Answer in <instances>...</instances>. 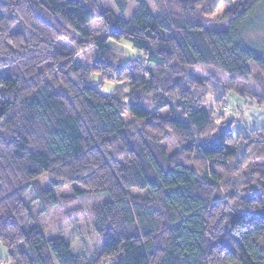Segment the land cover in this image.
Wrapping results in <instances>:
<instances>
[{"label":"trees","instance_id":"trees-1","mask_svg":"<svg viewBox=\"0 0 264 264\" xmlns=\"http://www.w3.org/2000/svg\"><path fill=\"white\" fill-rule=\"evenodd\" d=\"M111 1L118 18L96 0H0L4 264H264V126L233 136L242 112L220 111L230 93L264 107V48L248 38L264 0H151L155 15L145 0ZM96 20L103 38L86 30ZM63 40L69 51L57 49ZM88 50L90 68L75 56ZM105 79L117 84L108 94ZM43 176L78 186L74 198L107 197L90 212L102 237L91 259L43 237L29 203L46 211L73 200L48 202ZM30 189L38 196L27 202Z\"/></svg>","mask_w":264,"mask_h":264},{"label":"rangeland","instance_id":"rangeland-1","mask_svg":"<svg viewBox=\"0 0 264 264\" xmlns=\"http://www.w3.org/2000/svg\"><path fill=\"white\" fill-rule=\"evenodd\" d=\"M145 2L152 14L155 15V10L151 0H145ZM96 3V7L99 12H111L116 18L120 16L111 0H96ZM224 8L225 6L223 4H219L213 13L214 17H219V14L224 11ZM134 10V2L129 1L127 3L126 11L123 14V18L128 20L132 16ZM256 26L257 32L255 34L248 35V38L250 41H253L255 45L264 48V4L256 15ZM222 27L224 26L217 23L210 26V28L216 29ZM15 30L26 34V29L22 24H17L15 26ZM86 30L91 36L97 38H103L105 36L102 25L97 20L90 22L86 26ZM107 45L109 47L126 52L127 49L125 45L128 44L126 42L116 43L112 40H108ZM70 48H72V46L69 41L66 40H63L62 43L57 46V49L64 52L69 51ZM78 52L79 56L77 55ZM75 56L78 62L83 63L88 68L91 67L95 58L93 50L84 52L77 51ZM128 57L136 58L137 54L134 52L132 55H128ZM191 72L204 77L214 73L210 69H205L204 67H194L192 68ZM99 80L100 77L97 78L95 82H98ZM112 81H114V87H117L115 80ZM222 81L226 84L225 80ZM247 82L254 92L259 93V83H262L263 81L260 78H257L253 68L251 70L250 77L247 79ZM124 89L125 88L122 89L123 99L125 103H128L127 91H124ZM111 91L105 92L102 90L103 93L107 94ZM216 97L215 95H212L211 101L207 100L205 107L208 109L213 108V102ZM225 102L226 104H222L220 111L224 113L227 119H230L233 116L238 117L239 110L242 112L237 123L232 126L233 136H235L238 132H247L248 130L258 129L264 126V107L252 105V101L249 98L245 97L244 99H241L233 93H230L227 96ZM161 115L165 116V113L163 112ZM37 182L41 190L46 192L44 197H46L48 202H50L52 198L58 200L61 198H73L72 202L70 203L65 205L63 204V206L60 207L53 205L51 208L44 211V206L40 200L30 202V199L38 196L37 193H35V190L33 191L30 189L26 200L27 202H30L29 205L31 214L32 216L36 217L37 226L40 228L43 237L46 240L62 238L66 244L69 245L72 254L77 257H86L87 259H91V257L99 252L101 248L102 237L97 235L93 230L90 212L96 207V205L104 202L107 197L102 195L74 198V195L76 196L74 190L77 189L78 186L74 184L54 186L51 184V180L47 176L41 177ZM6 260V252L0 245V264H4V261Z\"/></svg>","mask_w":264,"mask_h":264},{"label":"clouds","instance_id":"clouds-1","mask_svg":"<svg viewBox=\"0 0 264 264\" xmlns=\"http://www.w3.org/2000/svg\"><path fill=\"white\" fill-rule=\"evenodd\" d=\"M127 51L125 53H123L124 55H132L134 53V49L131 48L130 45H125ZM77 55L79 56V52L77 53ZM101 76V72L99 71H94L91 72L88 76L89 80L92 81H96L97 78H99ZM114 87V81H109L107 79L103 80V85H102V90L105 92L111 91ZM205 87H208L207 85ZM124 91H127V89L125 88ZM212 99V95L211 93H209L207 100L211 101ZM217 123H219V121H217Z\"/></svg>","mask_w":264,"mask_h":264}]
</instances>
